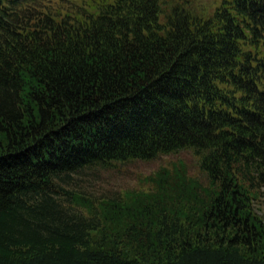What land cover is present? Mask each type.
I'll list each match as a JSON object with an SVG mask.
<instances>
[{"label": "trees", "instance_id": "trees-1", "mask_svg": "<svg viewBox=\"0 0 264 264\" xmlns=\"http://www.w3.org/2000/svg\"><path fill=\"white\" fill-rule=\"evenodd\" d=\"M0 264H264V0H0Z\"/></svg>", "mask_w": 264, "mask_h": 264}, {"label": "rangeland", "instance_id": "rangeland-1", "mask_svg": "<svg viewBox=\"0 0 264 264\" xmlns=\"http://www.w3.org/2000/svg\"><path fill=\"white\" fill-rule=\"evenodd\" d=\"M217 0H191L192 7L200 10L211 7ZM183 163L186 166L187 173L191 176H197L203 179V174L198 168L197 159L190 150H181L175 154L162 155L149 161H130L123 164H115L109 169H99L95 174H89L86 187L89 191L98 195V192H104L113 189L124 190L133 187H146L148 183L144 178L159 168L171 167L173 164Z\"/></svg>", "mask_w": 264, "mask_h": 264}]
</instances>
